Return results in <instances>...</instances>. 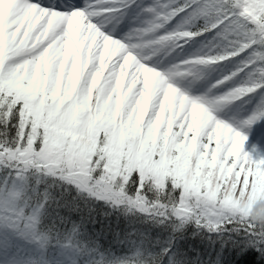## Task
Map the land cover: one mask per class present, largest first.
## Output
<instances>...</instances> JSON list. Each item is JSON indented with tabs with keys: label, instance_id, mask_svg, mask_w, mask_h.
I'll return each instance as SVG.
<instances>
[{
	"label": "snow or ice",
	"instance_id": "obj_1",
	"mask_svg": "<svg viewBox=\"0 0 264 264\" xmlns=\"http://www.w3.org/2000/svg\"><path fill=\"white\" fill-rule=\"evenodd\" d=\"M133 3L135 0H86L83 9L62 11L44 7L35 0H9L0 13L5 29L12 30L13 40L22 35L20 44L26 45L29 39L34 43L29 52L17 53L0 66V170L15 172L21 179L32 171L58 174L62 181L76 185L81 193L111 202L114 207L127 204L129 210L134 208L148 213L160 224L171 222L174 233L182 232L189 223H194L200 230L218 233L222 247L231 245L241 260L250 250H255L264 264V157L255 158L246 150V142L251 137L264 138V127L259 126L264 121V96L246 117L234 116L226 121L219 115L221 109L264 88V0H183L180 4L177 0H155L144 9L150 16L146 26L133 29L124 40L104 31L103 23L94 22L100 17L105 22H119L123 10ZM180 14H184L185 19L176 31L159 34ZM202 20V31L190 30ZM74 21L106 44H115L117 52L124 50L117 57L118 66L126 62L125 57L135 58L137 67L159 77L156 87L206 107L211 122L207 134L198 150L193 142L185 146L182 153L185 165L196 152L201 165L218 170L208 173L211 179L207 194L201 195L198 189L193 195L187 182L181 185L173 180L161 190L157 186L159 182L154 183L141 171L131 175L116 174L111 160L104 156L103 138L100 140L102 147L95 154L88 151L70 111L45 120L32 118L29 99L47 91V76L42 72L41 62L55 43L69 34ZM206 32H216L219 39L227 43L223 53L197 56L167 71L149 66L147 61L151 57L141 55L144 49L156 54L167 41H176L180 46V41ZM254 45L260 48L248 57L243 67L225 76L212 88L222 87L239 72L259 65L252 72L251 86L234 87L212 98L194 97L176 86L177 77L199 78L198 66L239 56ZM10 125L16 129L11 142L7 139ZM132 185L136 186L135 191H131ZM149 192L155 194V199L148 196ZM22 200H25L24 193L15 189L0 196V254H14L17 240L27 241L41 250L51 244L52 231L43 225L50 195L44 194L34 207L26 200L21 206ZM181 208L191 211L185 214ZM81 227L74 225L73 234ZM224 233L229 235L224 237ZM165 257L170 264H187L179 250L171 245L159 255L138 249L133 255L116 258L108 264H164ZM0 264H3L2 259ZM13 264L42 262L14 261Z\"/></svg>",
	"mask_w": 264,
	"mask_h": 264
},
{
	"label": "trees",
	"instance_id": "obj_2",
	"mask_svg": "<svg viewBox=\"0 0 264 264\" xmlns=\"http://www.w3.org/2000/svg\"><path fill=\"white\" fill-rule=\"evenodd\" d=\"M177 3H183V0H177ZM7 4L0 3V13ZM203 26L202 20L194 30L203 29ZM11 32V29H5L0 16V66L17 53L23 55L29 52L34 43V40L29 39L26 45L20 44L22 35L13 40ZM216 35L215 32L211 36L217 45L216 49H225L227 43L215 39ZM259 48V45H254L242 55L253 54ZM77 55L67 54L64 64L58 68L56 64L61 57V47L55 43L49 50L45 61L41 62L42 72L47 76V91L29 99L32 118L45 120L70 111L88 151L95 154L102 147L100 140L103 138L104 156L111 160L116 174L131 175L134 171H141L143 175L151 177L154 183L159 182L157 186L161 190L169 180H173L179 181L181 185L187 182L193 195L197 194L198 189L201 195L207 194L211 179L208 173L218 170L209 165H201L196 152H193L185 165L182 153L185 145L178 129L174 130L175 136L170 139L171 129L159 119L153 121L154 123L147 120V127H151L150 130L156 138L154 145L147 147L148 145L141 143L142 131L136 126L145 116L142 107L136 105L130 95L122 103L125 92L119 87L114 90L110 88L114 79L107 76L100 79L101 72L95 73L85 64L80 65ZM70 62L69 67H73L75 72L72 76L66 70ZM86 67L90 73L83 76L76 90L78 73L81 68ZM90 77L96 84L100 83L101 90L95 103H90V92L88 94L85 86V83L90 84ZM91 84L94 82L91 81ZM164 112L166 116L168 113ZM132 119L136 121L134 125ZM15 136L16 129L10 125L8 141L11 142ZM198 147L199 145L197 150ZM13 189L22 191L25 200L33 207L44 194L51 197L43 216V225L46 230L51 229L52 241L40 254L47 264H55V257L60 249L63 253L72 254V264H100L101 261L108 264L116 258L131 256L138 249L146 254L159 255L170 245L179 250L181 258L187 264H262L261 257L255 250H250L241 260L231 245L222 247L218 233L200 230L194 223H189L182 232L174 233L171 222L160 224L150 218L148 213L134 208L129 210L130 206L127 204L114 207L111 202L81 193L76 185L62 181L58 174L48 175L45 172L32 171L21 179L15 172L0 170V196ZM135 190L136 186L132 185L131 191ZM176 195L179 196V192ZM148 196L155 199L152 192ZM25 200L19 202L21 206ZM180 211L187 214L191 210L181 208ZM74 225H82L76 234H73ZM228 235L229 233L223 234L224 237ZM163 260L164 264H170L168 258Z\"/></svg>",
	"mask_w": 264,
	"mask_h": 264
},
{
	"label": "rangeland",
	"instance_id": "obj_3",
	"mask_svg": "<svg viewBox=\"0 0 264 264\" xmlns=\"http://www.w3.org/2000/svg\"><path fill=\"white\" fill-rule=\"evenodd\" d=\"M0 2L9 3V0H0ZM35 2L39 4L47 5L46 3L40 2L38 0H35ZM163 2H167V0H163ZM154 3L155 0H141V2L135 0V3H133L130 7L123 10V15L125 16L128 15L132 8L145 9L146 7ZM178 16L176 23H179L181 18H183L182 15H180L181 17ZM173 31H176V29L172 27V21H171L163 29L160 30L159 34H165L167 32H173ZM205 35L202 34L199 36H195L193 38H186L180 41V43H183V45H185L186 47L183 51L182 56H180L177 59L189 60L197 56H205L206 51L214 47L213 43L209 46V44L206 42ZM56 43L61 46L62 55L70 54L71 56H74L78 54L80 65L85 64L86 66L90 67L93 72L95 71H97V73L101 72L102 76L99 77L100 79L106 76L107 78L112 77L114 79V82L111 83L110 88L114 90L117 87H119L121 91L125 92V94H123L122 103L123 101H126L128 95H130V98L136 103V105L142 107L145 116L141 120V122L138 123L136 127H138L142 131L143 140L141 139V143H143L145 146L148 145L147 147H151L156 142V138L150 130L151 127L148 128L149 127L147 122L148 119H150L152 123H154L153 121L158 119L166 123L168 129H171V134L169 137L170 139L175 136L174 130L178 129L179 135H181L180 137L185 146L191 145L193 142H195L197 146L202 143L203 137L207 134L208 127L210 126L211 123L209 117L205 118V117L197 116L196 118L194 113H191L190 117L184 116L183 114L178 113V109L176 108L175 105L173 106L170 104L173 103V101H171L172 98L167 97L168 102L164 100H158L157 97H152L151 94L147 91V89L144 90L141 87L139 88L140 85L138 84L137 80H134L130 76L129 77L122 76L121 73L115 71L113 65H111L112 63L111 59H109L106 54L101 55L96 50L95 46L91 47L84 42V39L80 36L76 23H73L69 34L61 37ZM180 49H182V47H180ZM60 62H61V58L58 61L56 67L60 64ZM70 64L71 62L67 65L66 70L69 71V76H72L74 75L75 72L73 67L71 68L69 67ZM243 65H244L243 60L239 61L238 58H234L233 60L232 59L224 60L203 67L207 68L209 71L212 70L216 72L217 77L214 79V82L216 83L222 80L225 76L231 75L232 72L237 71L239 68H242ZM255 67L256 66H251L248 69L239 72L238 75L235 78H233L231 81L227 82L222 87H218L219 88L218 94L221 93L223 94L234 87H239L245 84L251 86L250 78H252V72L255 70ZM89 73L90 72L87 67L80 69L78 73V82H77L78 84H76V90L78 85L80 86V82L82 81L81 79L83 78V76L89 75ZM91 81L94 82V84H91ZM85 86L86 88H88V94L90 92L89 94L90 103H95L96 99L98 98L97 95L101 90L99 89L100 83L96 84L95 80H93L90 77V84L85 83ZM205 86H206L205 84L199 85V87L201 88ZM250 96H252V98L257 96L258 100H255L252 103L248 101L249 99L247 100L248 105L246 107L247 109L246 116H248L253 111V109L259 103L261 97L264 96V88L259 89L254 94L248 95V97ZM164 111L168 113L166 114V116ZM162 114H164L163 117H161ZM246 116H241V117H246ZM220 117L226 121H229L228 117H224V116H220ZM135 122L136 121L132 119L133 125ZM164 136L165 134L162 135V138ZM159 137L161 136L159 135ZM246 144H249L250 146L257 148L264 153V144L260 142L259 137H251L249 141L246 142ZM40 252L41 249L38 248L36 245L28 243L27 241L24 240H17L14 254L12 255H8L7 253L0 254V259H2L3 264H13L14 261L15 262H27L32 260L40 261L38 258V254ZM56 261L57 263H61V264H71V256H58V259Z\"/></svg>",
	"mask_w": 264,
	"mask_h": 264
},
{
	"label": "bare ground",
	"instance_id": "obj_4",
	"mask_svg": "<svg viewBox=\"0 0 264 264\" xmlns=\"http://www.w3.org/2000/svg\"><path fill=\"white\" fill-rule=\"evenodd\" d=\"M38 1L47 4H41L42 6L52 9H57L58 5L59 10L62 11H68L70 8L83 9L86 3V0H58L60 2H57V0ZM148 19H150V16L145 11L136 9L133 14L122 16V19L119 22H105L103 17L96 18L94 22L103 23L104 31L112 34L115 38L124 40L125 37L133 29L146 26V22ZM73 23L77 24L80 36L84 39V42L86 44L91 47L95 46L96 50L101 55L106 54L108 58L111 59V65H113L115 71L121 74L123 73V76L125 77L130 76L134 80H137L138 84L140 85L139 88L141 87L144 90L147 89V91L151 94L152 97H157L158 100H164L166 102H168L167 97L172 98L171 101H173V103L170 104L176 106V108L178 109V113L183 114L187 117H190L191 113H194L196 118L197 116L205 118H208L210 116V113L207 111L205 106L195 104L190 100L179 96L176 93H170L167 89H161L156 87L155 85L159 80V77L153 76L150 73L144 71V69L137 67V60L135 58L128 59L127 57H125L126 62L123 64H119L118 66L119 62L117 60V57L120 55V52L124 51L123 49H121L120 52H117V46L115 44H106L101 38L94 36L91 31L87 29H82L78 21H74ZM180 47H182V49H180ZM185 47L186 46L183 45V43H180V46H178V42L176 41H167L164 43V45L161 46L162 51L153 54L150 49H144L141 51V55L151 57L147 61L149 66L156 67L158 70L161 71H167L171 69L174 65L182 64L184 61L187 60L177 59L182 56ZM128 55L131 56L132 54L129 53ZM145 68H147L146 65ZM198 71L200 72L199 78H196L194 76L177 77L175 80L176 86L180 87L182 90L186 91L188 94L194 97L207 96L208 98H212L214 96L222 95V93L218 94L219 88H212V85L217 83L214 82V79L217 77L216 72L212 70L209 71L203 66H198ZM201 84H205L206 86L201 88L199 87V85ZM161 93H163V96L161 95ZM247 98L248 96H245L243 99L235 101L227 107L221 109L219 115L228 117L229 121L234 116H246L245 108L240 109L237 108V106L239 104H242V106L245 107V101ZM253 99H257V96ZM259 126L264 127V121H262ZM259 140L264 144V138L259 137ZM246 150L252 153L255 158L264 157L263 152H261L257 148L250 146L249 144H246Z\"/></svg>",
	"mask_w": 264,
	"mask_h": 264
}]
</instances>
